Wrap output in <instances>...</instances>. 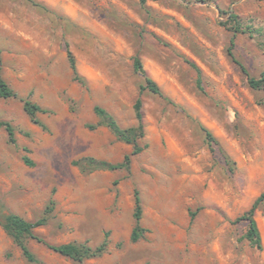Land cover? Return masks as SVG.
Listing matches in <instances>:
<instances>
[{
    "label": "rangeland",
    "instance_id": "374dc122",
    "mask_svg": "<svg viewBox=\"0 0 264 264\" xmlns=\"http://www.w3.org/2000/svg\"><path fill=\"white\" fill-rule=\"evenodd\" d=\"M32 2L0 0L2 77L18 95L0 99V120L16 139L10 145L0 127V220L46 218L34 234L55 246L95 248L107 235L105 252L83 264H264V197L254 213L260 251L236 221L264 196V89L248 85L264 72V0ZM67 51L84 85L73 80ZM135 58L162 97L139 95ZM186 60L200 70L202 90ZM138 97L146 148L127 169L89 166L86 159L121 163L132 151L95 108L129 128ZM19 98L46 110L41 125ZM200 125L214 136V153ZM135 191L146 233L133 243ZM27 245L34 263L0 225V264H77Z\"/></svg>",
    "mask_w": 264,
    "mask_h": 264
},
{
    "label": "trees",
    "instance_id": "16d2710c",
    "mask_svg": "<svg viewBox=\"0 0 264 264\" xmlns=\"http://www.w3.org/2000/svg\"><path fill=\"white\" fill-rule=\"evenodd\" d=\"M31 1L32 0H28ZM34 3V2H32ZM35 6H40L39 4H35ZM229 55L232 56L231 49L229 50ZM67 57L69 62V67L72 72L73 80L84 85V79L79 74L76 66L75 59L70 51H67ZM186 63L195 70L197 74L196 85L199 90H202L201 86V72L200 70L190 61L186 60ZM133 68L136 73H138L143 81V84L139 87V95L143 92H148L153 95H158L160 97L163 96L157 84L150 78L145 69L142 66L141 61L138 58H135L133 61ZM244 73V68H241ZM248 85L252 89H264V72L261 74L260 79L256 80L252 77L248 78ZM18 95L9 87L6 81L2 77V59H1V51H0V99L9 100L16 99ZM22 103V108L24 113L29 117L30 121L35 125H41L37 120V114L45 113L46 110L42 109L39 105L33 103L28 98H19ZM142 101L140 97L134 103L133 109L135 112L136 125L129 128H121L118 126L116 121L108 115L101 108H95L96 114L102 119L103 124H105L112 133L120 140L132 146V151L129 155H126L124 160L118 164H111L104 161H96L94 159H86L85 161L89 164V166L94 169L100 170H108V171H116L120 169H127L130 165L131 157L140 154L145 148L146 145H141V140L144 138V125H143V117L141 113ZM0 127L3 128L7 134L8 143L12 146H16V139L14 134L13 126L7 122L0 120ZM201 131L204 133L205 140L208 144L209 150L211 153L215 152V146L217 142L212 135V133L203 127L199 126ZM24 152V156L22 158L24 164L26 166H33V163L27 157L28 150L27 148H22ZM226 162L228 164H232L231 161L225 157ZM263 195L255 200L251 208L246 211L242 216H240L236 221H244L246 223V232L243 238L248 242L249 246L256 249H262L261 236L258 230V226L256 220L254 218L255 210L257 209L259 203L263 199ZM134 213L133 218L135 222V226L132 230L130 240L135 243L142 239L146 233V230L141 227V218H142V206L140 202L139 193L135 191L134 193ZM50 205H53V201L50 202ZM46 223V218L39 219L35 222H28L22 217L8 213L3 216L2 221L0 220V225L4 232L12 239L13 243L21 250L23 257L30 263L36 262V259L30 249L28 248L27 242L28 240H35L39 243L44 244L49 250L54 253L59 254L65 258H69L76 262L77 264H83L84 261L88 259H93L100 257L106 250L108 245L107 235H105L103 242L95 247L91 248L86 244H66V245H51L45 242L40 237L34 234V230L36 228L44 226Z\"/></svg>",
    "mask_w": 264,
    "mask_h": 264
}]
</instances>
